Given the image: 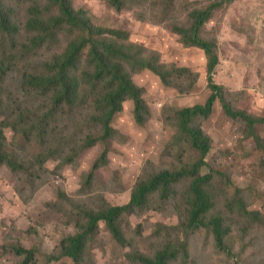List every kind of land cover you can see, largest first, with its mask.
Wrapping results in <instances>:
<instances>
[{
  "label": "trees",
  "instance_id": "16d2710c",
  "mask_svg": "<svg viewBox=\"0 0 264 264\" xmlns=\"http://www.w3.org/2000/svg\"><path fill=\"white\" fill-rule=\"evenodd\" d=\"M106 1L123 10L142 0ZM233 1L192 3L185 18L173 25L184 46L203 51L209 91L202 103L170 107L163 114L165 126L173 131L169 155L179 162L170 165L163 158L160 162L149 159L129 201L121 205L107 202L92 189L87 190L92 193L90 205L76 200L69 205L63 200L65 224L73 226L74 232L62 236L53 252L42 256L43 264H97L93 246L103 224L124 251L126 264H189L188 234L200 228L211 234L218 252L235 257L228 241L231 226L216 208L214 175L203 172L212 139L201 126L219 101L226 115L244 122L248 138L264 147V138L256 130L264 126V116L234 107L229 91L212 75L219 63L218 42L206 25L216 11ZM144 69L182 91L193 90L198 81V74L189 67L166 62L160 53L132 40L127 29L100 23L88 7L77 8L73 0H0V166L41 178L53 149L54 157L73 162L100 145L88 174L90 182L109 164L113 139L121 136L113 118L124 103L133 101L138 124L153 116L145 88L134 78V73ZM13 72L20 78L19 89L7 83ZM6 129L25 140L27 157L9 152ZM189 152L195 153L194 159ZM224 201L264 227L262 215L246 208L239 191ZM160 205L184 213L182 220L171 226L160 224L149 235L142 224L133 225V220L162 209ZM28 241L27 246H13L20 258L16 264H41L40 243L33 238ZM142 241L145 248L140 246Z\"/></svg>",
  "mask_w": 264,
  "mask_h": 264
},
{
  "label": "rangeland",
  "instance_id": "374dc122",
  "mask_svg": "<svg viewBox=\"0 0 264 264\" xmlns=\"http://www.w3.org/2000/svg\"><path fill=\"white\" fill-rule=\"evenodd\" d=\"M73 2L77 8L88 7L100 23L127 29L132 40L160 53L166 62L189 67L198 74V81L195 88L187 92L177 84L164 83L149 69L134 73L136 82L145 88L153 116L145 124H138L133 101L124 103L123 110L113 118V125L121 136L113 139L109 164L99 169L88 183L100 145L73 162L54 157L53 149L41 178H31L25 172H13L0 166V264L18 263L20 258L13 246H27L29 238L40 243V262H45L42 256L51 254L62 236L74 232L73 226L65 224L66 209L60 205L63 200L69 205L75 200L90 205L92 193L87 190L92 189L107 202L121 205L129 201L149 159L160 162L163 158L169 160L170 165L178 163V159L169 155L173 131L165 126L163 114L170 107L202 103L209 93L203 51L184 46L181 36L173 30L174 23L181 22L194 6L192 3L206 0H142L123 10L113 8L106 0ZM206 27L218 42L219 63L212 70L214 81L229 91L234 107L264 116V0H234L216 11ZM7 83L19 89L18 73H11ZM2 118L0 110V120ZM201 126L212 139L203 172L214 175L216 208L231 226L228 241L235 257L218 252L211 234L200 228L188 234L189 264H264V227L245 218L238 208H229V204L224 203L228 194L239 191L246 208L264 218V147L248 138L244 122L226 115L219 101ZM256 130L264 138V126L258 125ZM5 133L9 152L27 157L25 140L12 129H6ZM186 154L194 159V152ZM160 206L162 209L133 220V225L142 224L149 235L160 224L171 226L182 220L184 213ZM140 246L145 248V242ZM93 248L97 264H126L124 251L112 240L105 224Z\"/></svg>",
  "mask_w": 264,
  "mask_h": 264
}]
</instances>
